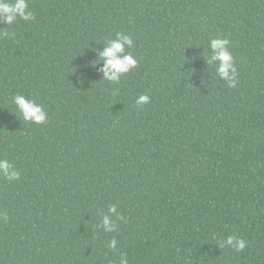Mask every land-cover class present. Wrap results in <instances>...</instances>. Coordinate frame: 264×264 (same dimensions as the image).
Instances as JSON below:
<instances>
[{
  "label": "trees",
  "instance_id": "1",
  "mask_svg": "<svg viewBox=\"0 0 264 264\" xmlns=\"http://www.w3.org/2000/svg\"><path fill=\"white\" fill-rule=\"evenodd\" d=\"M28 10L0 23V159L19 172L0 176V264H264V0ZM117 32L138 64L114 83L98 51ZM213 38L230 41L235 87L207 63ZM16 94L47 122L24 121Z\"/></svg>",
  "mask_w": 264,
  "mask_h": 264
},
{
  "label": "clouds",
  "instance_id": "2",
  "mask_svg": "<svg viewBox=\"0 0 264 264\" xmlns=\"http://www.w3.org/2000/svg\"><path fill=\"white\" fill-rule=\"evenodd\" d=\"M18 18L24 21L34 19L33 13L28 10V0H0V23L12 25ZM4 34L7 35L8 33ZM229 44L230 41L227 38L211 39L209 47L212 54L207 63L215 64L216 75L224 80L229 87H235L237 83V70L233 54L229 50ZM131 47H133L132 37L125 33L117 32L114 39L106 42V47L103 51H98V59L103 63V68L100 69L103 72V80L114 83L119 82L123 75L129 73L137 66V59L131 53L125 51L126 48ZM12 99L16 110L24 121L35 124H45L47 122L48 114L44 110L43 105L38 104L23 94H16ZM149 101L150 97L147 94H142L137 97L136 104L144 105ZM0 176L9 181L18 180L19 172L10 161L0 159ZM116 212V206L112 205L109 207L108 213L103 215L100 226L105 232L115 230L116 225L112 221L110 214H116ZM221 246L231 247L240 251L246 247V242L242 238L228 236ZM109 247L112 249L116 248L115 239L110 241ZM121 264H127L126 260L122 258Z\"/></svg>",
  "mask_w": 264,
  "mask_h": 264
}]
</instances>
